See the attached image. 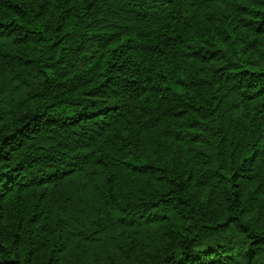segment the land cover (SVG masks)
<instances>
[{
	"label": "trees",
	"instance_id": "trees-1",
	"mask_svg": "<svg viewBox=\"0 0 264 264\" xmlns=\"http://www.w3.org/2000/svg\"><path fill=\"white\" fill-rule=\"evenodd\" d=\"M0 264H264V0H0Z\"/></svg>",
	"mask_w": 264,
	"mask_h": 264
}]
</instances>
